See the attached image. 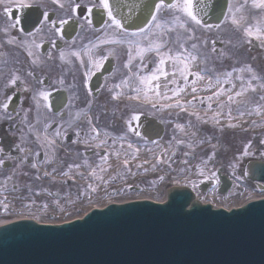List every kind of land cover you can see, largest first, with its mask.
I'll use <instances>...</instances> for the list:
<instances>
[{
  "label": "bare ground",
  "instance_id": "1",
  "mask_svg": "<svg viewBox=\"0 0 264 264\" xmlns=\"http://www.w3.org/2000/svg\"><path fill=\"white\" fill-rule=\"evenodd\" d=\"M39 1L41 0H15V2L11 4V13L13 10L17 11V16L13 19L15 25L20 19L19 15L21 7H19V3H29L32 7L37 5V3L39 4ZM49 1L56 5L61 4L62 2L54 3L52 0ZM255 3H259V0H255ZM255 3L254 0H239L236 6L238 10H236L231 17L230 22L224 28L212 26V28L207 31L205 38L208 40L209 47L214 45L213 41H215V43L219 41L223 43L224 46V52L218 54V57L215 59L216 61L213 62L216 69L212 70L211 66L205 63V60H203V65L197 67L199 70H203L205 67L212 73L215 79L212 81V87L209 88L208 84V79L210 78L199 81V83L196 82L195 85H193L192 80L194 77L190 76L185 90L179 96H173L172 90L176 88L177 84L184 87V81L177 72L175 75L177 84L171 82L173 79V68L172 62L169 61L164 66L165 70L169 72L167 81H165L163 77H161V80L159 81L161 84V97H156L153 93L149 92L150 100H145L143 93H140L138 100L135 99L134 97L137 96L135 89L137 87H143L139 84L138 76L151 74L159 66L160 56L157 55L155 51H152L146 53L143 58H140L136 56L135 52H133L131 65L126 67L129 61V49L126 41L130 38V36L127 37L126 35L136 31L127 29L126 33L123 30L116 28L114 24L108 26L105 30L106 40H120L123 42L119 44L106 43V58L110 55L113 57L119 56L123 65L120 73L117 76L110 78L111 83L113 84V89L109 93V99L101 102L98 100L95 104L96 121L94 128H99L96 129L98 130L99 135L97 136V133L94 132L91 127L90 131L94 133L89 137V140H86L85 138L83 139L84 141H88L89 144L84 142L80 143L83 148L90 147L91 150L93 149L96 157L93 159H82L81 157L79 168L63 179L64 181H71L74 184H78L75 181H79V184L88 181L87 184L91 186L95 182L96 184L93 187L98 188V191H96V202L93 205L89 204L88 206H85V204L81 203L82 198L80 199L78 195L75 196L76 193L67 195L66 200L55 198L54 200L56 202L59 201L60 206L64 207L63 204L68 201L73 209H78L83 212L82 214L77 215L73 212L69 213V210L66 211L67 208H64V211L59 213L54 211L51 205L52 208L48 210V215L51 216V214H53V216L58 219L47 220L46 223L55 225L70 221L71 219L82 218L92 208H103L110 202L117 204L130 202L132 199L116 200L115 198L109 197V192L113 188L111 182L114 179L117 181L116 176L118 175L124 176V181L128 185L126 187L138 185L139 182H142L145 179L152 181V185L147 187L150 190L134 199L165 202L167 200V191L169 187L184 188L187 190L192 189L194 191L192 187L193 184H199L200 181L204 180L213 184L215 179L210 177V175L213 176V174L224 172V160L221 165L217 160L214 164L210 163L209 165H201V161L191 163L184 158L183 160L180 159L181 162L176 163V166H174L170 138L163 135L161 138L151 141L139 133L138 125L134 122L131 124L133 130L129 128H120L119 126L123 123L120 125V121L117 119L119 116L121 118L123 116L133 118L134 116L150 114L151 116H146V118L153 119L157 123L162 124L161 120L157 118V115H172L175 113L173 109L174 107H177L175 105L178 102L183 106V109L186 110L173 115L175 117H190L189 119H185L183 123L177 124L182 125L183 129L178 128L176 125L175 134H177L179 140L184 144L190 145L191 148L198 153L209 150L217 153V157H222L221 149L216 144L217 140L220 138L218 136L209 137L205 131L200 133L197 127H194L193 124H201V126L205 127L210 126L214 129L222 130L224 133L245 132L252 136L264 133V89L261 86V82L258 81L260 77L258 78L256 76L259 73L257 72V74L254 75L252 72L247 71L244 73L233 71L234 69L238 70V68L241 67L240 64L228 69H222V66H220V62L226 57L244 54V51L250 43H256L264 48V40H256L255 38L246 37L245 35V29L248 27H251L253 30L257 27L262 31L264 30V8L256 7ZM2 5L5 10V5L0 4V6ZM243 7H246L247 11L243 9L241 10ZM92 12H95V10ZM233 17L240 21L239 25L232 23ZM9 23L8 19H3V17L0 19V46L16 45L13 41L9 43L8 37H4L8 34V31H5V29L8 28ZM166 27L167 26L164 28ZM155 30V28L150 30L148 38L141 35L136 37V39L142 40L145 45H147V40L152 39V33L156 32ZM157 30L158 33L163 31L157 38L158 41L164 45L160 50L162 54L167 53L169 49H171L172 54L177 51H182L181 44H183L190 52L193 51L188 47L187 38L180 42V38L175 37L176 43L173 42V40L170 42L163 29ZM11 39L13 40V37ZM249 40H251L250 43L248 42ZM201 45L202 44H199L197 46L198 49L202 48L200 47ZM262 56H264V50L262 51ZM201 57L204 58V55L201 54ZM191 67H193V64ZM193 71L197 72L196 69ZM228 72H232L233 75L231 78H227L230 79V82H225V74ZM253 76H255L256 79H253ZM241 77L243 79H241ZM217 78L221 81L219 85L216 84ZM124 80H127L128 84L126 86L123 85L121 89L118 90L117 85H120ZM248 80L251 81L250 87L248 85ZM153 83L156 82L154 81ZM165 83H167V87L164 86ZM233 84L235 87H233ZM242 86L247 89V91H245L242 96L235 97V103L229 102L227 98L228 95H234L235 92L240 91ZM257 86H259L260 90L258 92L253 91L252 89ZM192 87H196L197 91L195 93L191 91ZM220 89L225 90V95L214 97L213 93ZM163 93H167V96L171 97V99H165ZM210 96H213L211 101L208 99ZM242 99H246V101L242 102ZM201 100H203V103L200 102ZM252 100H255L253 105H250L247 110H244V104ZM240 101L242 103H240ZM169 104H172L173 107H167ZM209 104H211V107H209ZM221 104L224 105L223 108L219 107ZM258 104H261L262 106L257 107ZM153 105H155V107ZM228 107H231L229 111ZM108 110L110 112L112 111L113 116L108 115ZM229 112H231V117L228 115ZM217 113H219V115H217ZM122 114L123 116H121ZM91 120L92 119L90 118L88 123L89 126L91 125ZM125 121H127V119ZM217 121L219 122L217 123ZM116 123H118V125ZM108 124H110L111 127H107ZM230 125L235 126L233 127ZM82 127H85V125L80 123L79 128ZM81 134H84V128L81 129ZM204 141L206 144H203ZM129 145H132V147H129ZM117 153H119V155H117ZM242 154L244 157L245 154ZM69 156L70 155H67L66 159L68 162L73 158V156ZM239 156H241V153H239ZM125 160L128 161L126 166L124 164ZM77 161H79V158H77ZM252 161L255 160L246 159V162L244 163L245 167ZM201 170H203L204 176L200 175ZM215 170L219 171L215 173ZM97 175L103 177V179L98 180L97 178L99 177ZM161 177H163V179H161ZM244 179L245 181L241 180L240 182H238L240 179L237 180L239 184L235 185L234 190L231 191V196L233 195L234 197L228 198L227 201H216V199H219L216 195L217 189L212 191L213 194L209 192V196L212 197V195H214L213 198H215V200L211 201V204L217 208L220 207L230 210L231 208L241 207L249 200H260L264 198V182L259 183L258 185L255 181L248 178ZM79 187L81 186L79 185ZM106 191H108L107 194H105ZM102 194L105 195V197H98V195ZM155 194H158V196ZM240 194L243 195L238 198ZM203 203H209V200L205 199L203 200ZM14 205L16 209L20 208L17 204ZM15 212L17 214L20 213L19 210ZM68 215H71L72 217L68 218Z\"/></svg>",
  "mask_w": 264,
  "mask_h": 264
},
{
  "label": "flooded vegetation",
  "instance_id": "2",
  "mask_svg": "<svg viewBox=\"0 0 264 264\" xmlns=\"http://www.w3.org/2000/svg\"><path fill=\"white\" fill-rule=\"evenodd\" d=\"M110 3L114 14H118L113 0ZM61 4L63 8L48 2L43 13L50 20L67 21L62 33L43 18L42 39L25 34L27 40L21 46L0 48V160L4 162L0 164V221L44 215L51 205H59L55 198L66 200L67 195L73 193L82 198L81 203L85 205L96 202V192L89 191L86 186L81 187L83 191L76 190L73 182L63 179L79 168L81 157L91 156L92 152L80 144L88 143L83 139L89 140L94 133L90 131L89 116L95 113L98 100L109 99L113 89L110 78L120 73L123 63L119 56L106 58L107 44L103 41L106 40L105 30L112 25L107 14L101 27L87 22L91 20L87 8L91 13L103 10L96 7L99 0H64ZM161 16L168 18L171 13L162 10ZM71 22L77 23L78 28L74 37L67 39L64 32L73 31L72 27L66 28ZM88 50L94 60L105 58L102 67L93 66ZM29 51L32 56L28 55ZM62 51L66 53L65 59L60 57ZM71 52H80L81 56H72ZM105 65L110 68L107 75L102 74ZM14 74L20 79L15 86H9ZM96 74L102 75V82L99 90L93 91L91 80ZM42 91L48 94L46 101L40 96ZM6 100L9 101L7 111L2 108ZM80 123L89 127L84 134H81L84 127L79 128ZM67 155L73 156L69 162ZM210 186L212 184L207 182L205 187ZM196 189L204 192L199 186ZM128 193L123 188L109 192L110 196ZM14 204L20 208L16 209ZM63 205L69 213L80 211L73 209L68 201Z\"/></svg>",
  "mask_w": 264,
  "mask_h": 264
},
{
  "label": "water",
  "instance_id": "3",
  "mask_svg": "<svg viewBox=\"0 0 264 264\" xmlns=\"http://www.w3.org/2000/svg\"><path fill=\"white\" fill-rule=\"evenodd\" d=\"M157 1L117 0L125 27H146ZM228 7L229 0H199L197 5L207 25L221 24ZM41 18L39 8H23L25 32L35 30ZM98 85L95 79L93 88ZM139 131L149 140L164 133L148 118L140 121ZM246 174L264 182V162L250 163ZM220 178L221 192L227 193L231 183ZM0 264H264V199L226 210L174 187L166 203L109 204L59 225L12 222L0 226Z\"/></svg>",
  "mask_w": 264,
  "mask_h": 264
},
{
  "label": "rangeland",
  "instance_id": "4",
  "mask_svg": "<svg viewBox=\"0 0 264 264\" xmlns=\"http://www.w3.org/2000/svg\"><path fill=\"white\" fill-rule=\"evenodd\" d=\"M46 1L50 2L49 0H41L39 1V4L37 3V5L39 6H45L46 7ZM54 2V0H52ZM60 1H64V0H59ZM239 0H231V12L228 11L224 22L217 28H224L229 22L231 17L234 15V13L236 12L237 9V3ZM246 10V7L241 8V10ZM12 14V13H11ZM3 17V19H8L9 20V25L7 28L8 34L5 35L4 37H8L9 41H13L14 44L16 45H12V46H0V48H12V47H17L20 44L22 45L23 43L26 42V38L22 39V41H15L14 37L15 36H23V33L21 31L20 28L17 27H11V25H15V22L12 20V17L10 16V14H7L4 10V6H0V19ZM162 17V16H161ZM162 19L164 21H169L172 26L175 28V31H168L167 27L166 28H161L160 30H164L165 35L168 37V40L171 42V40H173V42L176 43L175 37H179L180 38V42L183 41L184 39L187 38L188 41V47L190 50H193L191 48V45L193 43H195L197 46L199 44H202L199 48L198 47L193 50V51H197V53H200L202 55H204V60L205 63L209 64V66H211V69H216L214 67L213 62L216 61V57H218V54H222L224 52V46L223 43L221 42H216L213 46L209 47L208 46V40H206L205 36L206 33L209 29L211 28H207V27H195V34H194V38H190V34L185 32L184 29H181L178 24H176L173 19H172V15L168 18H163ZM156 32L154 33H158L157 28H155ZM167 32H166V31ZM178 31V33H177ZM163 32V31H161ZM159 32V34L161 33ZM161 35V34H160ZM159 35V36H160ZM44 36V30L42 29L39 32H36L34 34L35 38H39L42 39ZM13 37V40L11 39ZM6 39V38H5ZM153 39V37H152ZM157 39V38H156ZM7 40V41H8ZM206 42V43H205ZM213 48H215V51H213ZM264 50L263 47H261L260 45L253 43V44H249L246 48V50L244 51V54H238V56H228L226 57L224 60H222L220 62V66H222V69H228L230 67H235L238 66V64L241 65L240 68H247L248 66H250L252 68V73L255 75L257 74V72L259 74H257L256 76L259 78L258 81L261 82V86L264 89V56H262V51ZM239 72V71H237ZM244 73V72H243ZM249 81V80H248ZM123 86V84H120V87H118L117 89L120 90L121 87ZM259 86L257 88H255V91L258 92ZM255 102V100H252L250 102H247L244 104V110H247L250 105H253V103ZM262 106L261 104H258L257 107ZM231 107H228V111L230 110ZM108 115L109 116H113L112 111L110 112L108 110ZM123 116V114L121 115ZM140 116H151L149 115H139ZM158 119L161 120L163 126L165 127V133L164 136L170 138L171 141V152L173 154V165L176 166V163L181 162V160H183L184 158L189 160V162H195V161H201V165H209L214 164L215 161L217 160L218 163H222V161L224 160L225 162V170L223 172V175H227L228 177H230L232 180L235 181V183H237V180H239L238 182H240L241 180H244V167H245V162L246 159H251V160H261L264 161V133L263 134H258L257 136H252L248 133H224L222 130H217L214 129L210 126H201V124L198 125H194V127H197L198 131L201 133L202 131L207 132L209 137H213V136H218L220 139L217 140L216 144L218 145V147H220L221 149V155L222 157H217L216 154L212 151H205V152H201L198 153L196 151H194L190 145L184 144L182 141L179 140L177 134H175V128L177 124H181L185 121V119H189L190 117H175L173 114L169 115V116H160L157 115ZM91 117V125L89 126L90 128H94L95 125V121H96V112L90 114ZM160 117V118H159ZM162 118V119H161ZM118 121H120V128L126 129H132L133 127H131L132 122L137 123V120L130 118H127V121L123 122L121 120V117L119 116V118H117ZM194 122V121H193ZM118 125V123H116ZM191 124V123H190ZM107 126V125H105ZM88 127V128H89ZM107 127H111L110 124H108ZM86 129H88L87 127H85ZM118 129V128H117ZM87 132V130L85 131V133ZM203 144H206V142L204 141ZM209 144V143H208ZM177 150V151H176ZM245 150H247V152L249 153L248 155H245L243 157L242 153H245ZM239 153H241V156H239ZM93 156V157H92ZM92 159L96 157V155H92ZM244 158V160H243ZM181 159V160H180ZM215 169V168H214ZM219 170H215L214 172H218ZM210 174V173H209ZM216 175V176H215ZM98 176V175H97ZM204 176V175H203ZM99 177V176H98ZM210 177L215 179L214 183H217L218 180V174H214L213 176L210 175ZM100 178V177H99ZM99 178H97L99 180ZM117 178V184H113V185H118V186H122V188L124 190H127V192H129L127 195L126 194H122V195H118V196H111V198H115L117 200L119 199H132V198H137L141 195H143L144 193H146L147 191H149L150 189L147 188L148 186L152 185V181L150 180H143L142 182L138 183V186H136L139 190H130V187H126L128 186L127 183L124 181V176L122 175H118L116 176ZM207 182V181H200V186L199 189H202L201 184ZM95 184V183H94ZM74 186L77 188H79L76 184H74ZM191 186V184H190ZM135 187V186H134ZM192 187H194L195 189L198 188V184H193ZM141 189V190H140ZM114 189H112L111 191H113ZM197 190V189H196ZM79 191H83V190H79ZM200 192L199 196H201L203 199H208V196H206V191ZM86 194V192H84ZM105 194H107V191L105 192ZM158 196V194H155ZM98 196H102L105 197V195H98ZM35 219L38 220H43L46 221V219L52 220L50 219V217L46 214L44 215H38L37 217H34Z\"/></svg>",
  "mask_w": 264,
  "mask_h": 264
},
{
  "label": "snow or ice",
  "instance_id": "5",
  "mask_svg": "<svg viewBox=\"0 0 264 264\" xmlns=\"http://www.w3.org/2000/svg\"><path fill=\"white\" fill-rule=\"evenodd\" d=\"M15 2V0H0V4H4L5 5V12L7 14L11 13V4ZM59 0H54V3H58ZM199 3V0H172V2H169V0H158V2H156L151 10H150V14H149V20L151 21L150 23L148 21H146V23L148 24L147 28L141 27L139 28L138 31L136 32H132L129 34L130 38L126 41L127 45H128V49H129V61L128 64L126 65V67H129L131 65L132 62V53L135 52L136 56L143 58V56L148 53V52H152L155 51L157 53V55L160 56V61H159V66L151 73L148 75H139L138 76V80H139V84L142 85L143 87H137L135 89L137 96L134 97L135 99H139L140 93H143L145 100H150L151 98L149 97V92L153 93L156 97H161L162 93L160 91L161 88V84L159 83V81L161 80V77H163L165 79V81H167V78L169 76V72L165 70L164 66L171 61L172 62V68H173V72H172V83L173 84H177L176 80H175V75L178 72L180 77H182L183 81H184V87H181L179 84H177L176 88L172 90L173 92V96H179L186 88L187 84H188V78L190 76L194 77V79L192 80V84L195 85V83L197 81H203L206 79L205 75H202L200 72H193L192 71V67L191 65L194 64V62L197 61V56L193 55L192 52H190L187 48L184 47L183 44H181V49L182 51H177L176 53L172 54L171 49L168 50L167 53H161V48L164 47V45L162 43H160L158 41V36L160 35L159 33H152V37L153 39H148L147 40V45H145V43L142 40L136 39V37H139L141 35H143V37L148 38L149 37V33L150 30L152 28H157V29H161L164 28L165 26H167L168 31H175V28L172 26V24L169 21H164L161 17V12L166 11V12H170L172 15V19L173 21L178 24V26L181 29H184L185 32L190 34V38H194V34H195V27L199 26V27H207V28H211V25H207L204 23V21L201 19L200 13L198 11L197 5ZM255 3V0H254ZM256 7H260V8H264V0H259V3H255ZM19 7L21 8H26V7H31V4L29 3H24L21 2L19 3ZM60 7L63 8L64 5L60 4ZM77 8H79V5H76ZM96 7L101 8L103 10L106 11V14L109 18V22L111 24H114L116 28L123 30L124 32L127 33V28L125 27L124 23L120 20L117 19V17L114 15L113 12V7L110 3V0H99V4L96 5ZM231 7L229 8V12H231ZM86 11L89 13V15H91V9L87 8ZM45 21H49L52 28L55 29L57 32H63V25L67 23V21L65 20H60L59 22L55 21V20H50L49 16L47 14H45L44 16ZM89 24L92 23V21L89 19L87 21ZM232 23L235 25H239L240 21L237 20L235 17H233L232 19ZM19 26V22H17L16 25H11V27H18ZM217 27H219L217 25ZM5 31H7V29H5ZM37 32L41 31L40 28L36 29ZM31 35V33L29 34ZM245 35L246 37H252L255 38L256 40H264V31H262L259 27H257L255 30H253L251 27H248L245 29ZM12 41H9V43H11ZM123 41L120 40H105L103 41V43H112V44H119L122 43ZM249 43L251 42V40L248 41ZM206 43V42H205ZM213 44H215V41H213ZM38 46V45H37ZM191 48L193 50H195L197 48V45L195 43H193L191 45ZM89 51V61L92 62L93 66L97 69H99L100 67H102V63L103 60L105 59L104 57L100 58L99 61L94 60L92 55H91V50ZM213 51H215V48H213ZM72 56H76V57H80L81 53L80 52H71L69 53ZM29 56H32L33 53L31 51L28 52ZM61 59H65L66 57V53H64L63 51L60 54ZM81 63H83V60H81ZM233 71H239L241 73L247 71V72H252V68L250 66H248L246 69L245 68H241V69H234ZM233 75L232 72H228L225 74L226 76V80L225 82H230V79L227 78H231ZM20 79V77L18 75H13V77L10 79L9 81V86H15L17 81ZM241 79H243L241 77ZM253 79H256L255 76H253ZM156 83H153V82ZM221 83L220 79L217 78L216 79V84L219 85ZM123 85H127L128 81L124 80L122 81ZM208 84H209V88L212 87V81L211 79H208ZM248 85L249 87L251 86V81H248ZM165 87H167V83H165L164 85ZM117 87H120V85H117ZM233 87H235V85L233 84ZM253 91H255V89H252ZM191 91L193 93H195L197 91L196 87H192ZM247 91V89H245L243 86L241 87L240 91H237L234 93V95H228V101L235 103V97H240L244 94V92ZM225 95V90L224 89H220L219 91L213 93L214 97H219ZM40 96L46 101L48 99V94L46 92H40ZM213 96H210L208 99L211 101L213 99ZM163 97L165 99H171V97L167 96V93H163ZM118 98V97H116ZM131 98V97H130ZM201 103H203V100L200 101ZM155 107V105H153ZM177 107H181L182 110H186L183 109V106L181 104H179L178 102L176 103ZM9 107V101H5L2 104V108L7 111ZM167 107H173L172 104L167 105ZM209 107H211V104H209ZM219 107L223 108L224 105H219ZM243 114V113H241ZM217 115H219V113H217ZM229 117H231V112L228 113ZM132 119L134 120H138L139 117L138 116H134ZM219 121H217L218 123ZM230 126H235V125H230ZM178 128L183 129L182 125H177ZM93 131L97 133V136L99 135L98 130L93 128ZM59 132H56V135H59ZM49 143H54V141H49ZM129 147H132V145H129ZM138 151V149H137ZM245 155H248L249 153L247 152V150H245ZM117 155H119V153H117ZM103 159V157H102ZM4 162L2 160H0V164H3ZM125 166L128 164V161L125 160L124 161ZM35 166V165H33ZM78 167V166H77ZM65 175H67V173H65ZM200 175L203 176L204 172L203 170H201ZM214 175V174H213ZM8 179H12V177H9ZM99 179H103V177H100ZM161 179H163V177H161ZM218 182V181H217ZM89 188H91V191L96 192L98 191V188H94L91 185H89ZM59 203V201H57V204ZM44 208L47 209L48 205L45 204ZM61 211H64L63 208H61Z\"/></svg>",
  "mask_w": 264,
  "mask_h": 264
}]
</instances>
